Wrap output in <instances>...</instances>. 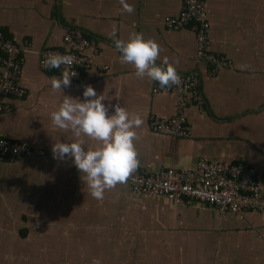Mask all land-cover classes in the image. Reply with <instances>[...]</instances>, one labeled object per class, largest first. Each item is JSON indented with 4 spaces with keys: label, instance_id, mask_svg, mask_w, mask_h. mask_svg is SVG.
Segmentation results:
<instances>
[{
    "label": "crops",
    "instance_id": "0c3cea01",
    "mask_svg": "<svg viewBox=\"0 0 264 264\" xmlns=\"http://www.w3.org/2000/svg\"><path fill=\"white\" fill-rule=\"evenodd\" d=\"M127 2L132 14L119 0H0V32L19 47L18 82L25 90L22 98H0L7 105L0 111V137L44 151L42 157L0 160V264H91L93 257L102 264H264L263 213L219 214L198 201L177 206L135 195L128 182L97 200L74 158H53L54 143L76 138L70 129L56 128L51 113L62 94L83 101L84 86L91 85L105 95L106 106L119 103L143 119L134 141L137 170H190L200 159L242 162L261 176L264 193V0H206L210 49L231 62L214 76H206V64L195 57L192 26L164 25L183 0ZM70 29L88 39L85 52L95 66L61 94L50 80L62 78L64 69L42 70L39 52L64 49ZM132 32L161 46L157 64L167 58L179 74L199 75L205 105L202 112L193 104L184 109L189 137L148 127L151 114L173 116L176 100L172 93H153L151 79L138 78L133 65L120 62L114 39L127 40ZM81 138L89 148L98 146Z\"/></svg>",
    "mask_w": 264,
    "mask_h": 264
},
{
    "label": "built area",
    "instance_id": "2783aa9c",
    "mask_svg": "<svg viewBox=\"0 0 264 264\" xmlns=\"http://www.w3.org/2000/svg\"><path fill=\"white\" fill-rule=\"evenodd\" d=\"M206 0H183L182 7L175 17L164 18V25L171 30L192 26L195 34V57L206 64V76H214L220 69L229 68L231 62L223 55L213 52L209 42V22L207 19ZM64 49L44 48L39 52V66L42 70L44 60L49 53L72 55L76 59L71 66H62L67 71H75L71 78L74 83L83 79L84 74L95 66L93 56L85 51L89 41L82 31L68 30L63 38ZM94 54V52H93ZM0 98H22L25 90L19 85L22 59L19 47L0 32ZM104 70V66H97ZM179 86L161 88L152 81L153 93H172L176 100V112L173 116L162 117L151 114L148 127L153 132L173 138H187L190 129L184 115L188 104H193L202 112L205 100L200 88L197 73L179 74ZM7 108L0 104V111ZM44 151L33 149L30 145L0 137V160L39 156ZM130 190L138 196L162 197L177 206L189 205L194 201L209 204L219 214L231 213L242 216L245 213L264 214V193L261 191V176L256 169L246 163L230 164L208 163L203 159L196 162L195 168L174 170L162 168L154 173H145L136 169L127 180Z\"/></svg>",
    "mask_w": 264,
    "mask_h": 264
},
{
    "label": "clouds",
    "instance_id": "9594fccd",
    "mask_svg": "<svg viewBox=\"0 0 264 264\" xmlns=\"http://www.w3.org/2000/svg\"><path fill=\"white\" fill-rule=\"evenodd\" d=\"M119 2L123 12L132 14L135 11L134 6L127 0ZM116 31L114 25L110 36L115 37ZM114 45L120 53V62L133 65L138 78L147 76L158 82L161 88L180 85L181 76L175 64L167 58L157 64L161 46L155 40L146 39L143 33L132 32L127 40L114 39ZM75 59L72 55L57 52L47 54L43 63L46 68L59 69L62 66H71ZM76 75L75 71L65 70L62 72V78L51 77V88L62 94V90L70 87L71 78ZM62 96L58 110L51 113V120L58 129H70L76 139L68 143H54L53 158H74L73 164L85 174L90 194L93 198L102 200L106 190L126 183L139 167L140 161L134 141L137 139L136 129H139L144 121L139 114L130 113L119 103L106 106L103 103L105 95H98L91 85L84 86L83 101L63 94ZM110 107L114 108L111 115ZM82 136L97 141L98 146L89 148ZM91 264H102V261L93 257Z\"/></svg>",
    "mask_w": 264,
    "mask_h": 264
}]
</instances>
